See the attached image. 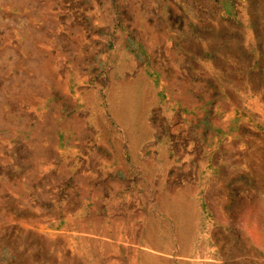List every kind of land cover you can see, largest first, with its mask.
<instances>
[{
	"label": "rangeland",
	"instance_id": "obj_1",
	"mask_svg": "<svg viewBox=\"0 0 264 264\" xmlns=\"http://www.w3.org/2000/svg\"><path fill=\"white\" fill-rule=\"evenodd\" d=\"M0 264H264V0H0Z\"/></svg>",
	"mask_w": 264,
	"mask_h": 264
}]
</instances>
